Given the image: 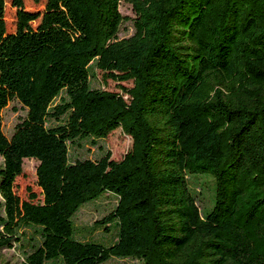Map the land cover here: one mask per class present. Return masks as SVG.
<instances>
[{"label":"trees","instance_id":"trees-1","mask_svg":"<svg viewBox=\"0 0 264 264\" xmlns=\"http://www.w3.org/2000/svg\"><path fill=\"white\" fill-rule=\"evenodd\" d=\"M94 69L131 82L126 99L91 88ZM12 101L27 114L7 139ZM117 129L132 141L120 161L70 162V146ZM0 158V251L25 229L39 239L22 264H264V0H0ZM25 159L40 192L21 200ZM204 175L202 213L188 178ZM104 194L108 246L72 221Z\"/></svg>","mask_w":264,"mask_h":264},{"label":"rangeland","instance_id":"rangeland-1","mask_svg":"<svg viewBox=\"0 0 264 264\" xmlns=\"http://www.w3.org/2000/svg\"><path fill=\"white\" fill-rule=\"evenodd\" d=\"M30 9H38L39 6L27 2ZM119 13L127 20L124 21L119 39L129 38L133 35L134 29L132 20L135 18L132 6L126 2H122L119 6ZM8 22L13 19V10L7 12ZM93 76L90 77V86L93 89H101L108 92L122 94L120 86L131 88L132 83L118 84L110 79L104 78L103 74L97 70H92ZM123 98L126 96L122 94ZM27 110L17 101L8 103L2 111V130L7 139H10L14 133L15 126L25 119ZM132 141L129 136L125 135L121 129H117L110 133L106 139L97 141L95 145L90 142H80L77 146H70L69 157L70 162L76 160H92L100 159L105 153L109 152L110 159L120 161L123 156L130 150ZM2 161L0 158V165ZM38 162L32 159H25L22 162V175L16 179L15 192L21 200L27 199L28 189L39 195V189L36 186V168ZM191 190L196 196L197 206L204 213L211 209L214 195V181L204 175L198 178H188ZM1 201V199H0ZM117 205V198L111 194H104L96 201L85 204L74 215L72 221L77 230V238L81 240L95 241L103 245H110L116 240V230L112 226H104L97 224L102 221L109 213H111ZM97 224V225H95ZM109 227V231L105 232V228ZM23 235L20 242L12 248H6L0 251V264H22L24 254L32 250L33 243H38L39 239L33 234L31 229L22 230ZM105 264H140L133 259H115L112 258Z\"/></svg>","mask_w":264,"mask_h":264}]
</instances>
